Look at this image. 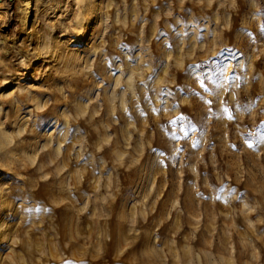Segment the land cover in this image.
Returning <instances> with one entry per match:
<instances>
[{"label": "rangeland", "instance_id": "obj_1", "mask_svg": "<svg viewBox=\"0 0 264 264\" xmlns=\"http://www.w3.org/2000/svg\"><path fill=\"white\" fill-rule=\"evenodd\" d=\"M6 1L0 264H264V0Z\"/></svg>", "mask_w": 264, "mask_h": 264}, {"label": "bare ground", "instance_id": "obj_2", "mask_svg": "<svg viewBox=\"0 0 264 264\" xmlns=\"http://www.w3.org/2000/svg\"><path fill=\"white\" fill-rule=\"evenodd\" d=\"M8 2L6 0H0V11H1V15H4V14H8L9 15V12H10V9H9V5H6ZM27 6V5H26ZM26 12L24 14H27L26 16H24V21H27L28 19V13H29V10L28 8H26ZM24 11V10H23ZM81 15V14H80ZM27 23V22H26ZM10 26V25H9ZM14 27V26H13ZM7 30V29H6ZM82 34V33H81ZM29 36V35H28ZM79 37H80V33H79ZM28 40V39H27Z\"/></svg>", "mask_w": 264, "mask_h": 264}]
</instances>
